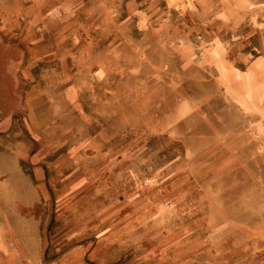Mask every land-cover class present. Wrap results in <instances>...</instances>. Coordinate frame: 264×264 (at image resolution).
Returning <instances> with one entry per match:
<instances>
[{"label":"rangeland","instance_id":"374dc122","mask_svg":"<svg viewBox=\"0 0 264 264\" xmlns=\"http://www.w3.org/2000/svg\"><path fill=\"white\" fill-rule=\"evenodd\" d=\"M5 149L38 264H264V0H0Z\"/></svg>","mask_w":264,"mask_h":264},{"label":"crops","instance_id":"0c3cea01","mask_svg":"<svg viewBox=\"0 0 264 264\" xmlns=\"http://www.w3.org/2000/svg\"><path fill=\"white\" fill-rule=\"evenodd\" d=\"M8 109L6 121L11 123L17 114L15 87L12 89V103H9ZM16 157L11 149L0 150V264H20L25 252L29 253L30 263L38 264L39 256H42L38 230L33 223H28L21 208L46 201L47 185L41 184L38 187L25 176ZM15 231L25 240L24 250L20 249L18 242L16 244L17 240L13 241L11 238Z\"/></svg>","mask_w":264,"mask_h":264}]
</instances>
